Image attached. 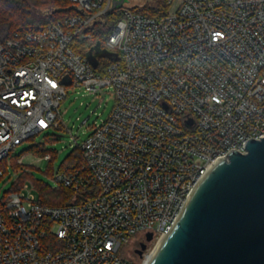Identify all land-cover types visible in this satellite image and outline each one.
I'll list each match as a JSON object with an SVG mask.
<instances>
[{
	"label": "built area",
	"instance_id": "2783aa9c",
	"mask_svg": "<svg viewBox=\"0 0 264 264\" xmlns=\"http://www.w3.org/2000/svg\"><path fill=\"white\" fill-rule=\"evenodd\" d=\"M68 1L0 41V178L18 144L67 127L69 85L110 87L115 104L78 144L84 161L56 173L85 199L44 204L18 183L0 196V264H146L153 249L133 259L127 245L152 232L155 247L208 167L264 136V0H166L157 16L125 2L101 69L74 41L113 0Z\"/></svg>",
	"mask_w": 264,
	"mask_h": 264
},
{
	"label": "water",
	"instance_id": "95a60500",
	"mask_svg": "<svg viewBox=\"0 0 264 264\" xmlns=\"http://www.w3.org/2000/svg\"><path fill=\"white\" fill-rule=\"evenodd\" d=\"M128 1L113 0L109 11ZM86 56L97 67L99 57L118 53L98 41ZM146 264H264V136L208 167Z\"/></svg>",
	"mask_w": 264,
	"mask_h": 264
},
{
	"label": "rangeland",
	"instance_id": "374dc122",
	"mask_svg": "<svg viewBox=\"0 0 264 264\" xmlns=\"http://www.w3.org/2000/svg\"><path fill=\"white\" fill-rule=\"evenodd\" d=\"M152 2L153 0H129L126 4L142 8ZM41 13L45 14V10H41ZM107 59L108 57L102 56V63ZM114 104L115 95L110 87H104L97 93H89L83 87L69 85L67 96L60 106L61 118L67 127L50 128L39 132L14 148L8 159L7 173L0 178V196L12 189L19 181L25 194L34 193L37 197L40 194V185L51 193L61 191L63 186L57 181L56 173L66 160L77 152L78 144L86 138L94 124L102 122L109 116ZM37 144H42L51 154L50 159L34 151L33 148ZM18 157H22V164H16ZM49 200L53 201L57 198L53 196ZM153 247L154 243H151L146 252L149 253ZM126 253L133 259L138 258L132 252L131 243L127 245Z\"/></svg>",
	"mask_w": 264,
	"mask_h": 264
},
{
	"label": "trees",
	"instance_id": "16d2710c",
	"mask_svg": "<svg viewBox=\"0 0 264 264\" xmlns=\"http://www.w3.org/2000/svg\"><path fill=\"white\" fill-rule=\"evenodd\" d=\"M145 14L157 16L165 13L168 9L166 0H153L142 8H136ZM45 10V14L41 13ZM72 13V7L68 0H0V41L10 37L20 26L27 24H47L58 18ZM122 17L121 10H114L105 15V20L95 23L89 30L92 36L89 38L77 39L74 45L84 56L90 48L98 41L105 46V40L111 33L116 22ZM100 58L99 69L102 68V57ZM110 58L104 64H107ZM34 151L44 156L48 151L42 144H37ZM77 152L68 158L64 164L69 162L82 163L84 158L80 147ZM20 181L15 188H18ZM13 188V189H15ZM39 200L44 204L65 205L74 202H80L85 199L84 191H75L72 188L64 187L61 191L51 193L47 188L39 186ZM55 196L57 200H49Z\"/></svg>",
	"mask_w": 264,
	"mask_h": 264
},
{
	"label": "flooded vegetation",
	"instance_id": "af4514ba",
	"mask_svg": "<svg viewBox=\"0 0 264 264\" xmlns=\"http://www.w3.org/2000/svg\"><path fill=\"white\" fill-rule=\"evenodd\" d=\"M132 245V252L135 256H138V258L142 257L146 250L148 249L150 245V241L146 240V237H143L140 235L137 238H134L131 242ZM143 245H145L143 247Z\"/></svg>",
	"mask_w": 264,
	"mask_h": 264
}]
</instances>
